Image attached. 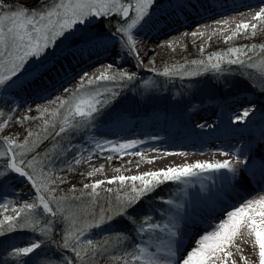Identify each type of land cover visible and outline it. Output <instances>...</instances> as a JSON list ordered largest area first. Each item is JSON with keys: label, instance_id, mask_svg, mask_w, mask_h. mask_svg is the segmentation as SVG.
<instances>
[{"label": "snow or ice", "instance_id": "6c2138e0", "mask_svg": "<svg viewBox=\"0 0 264 264\" xmlns=\"http://www.w3.org/2000/svg\"><path fill=\"white\" fill-rule=\"evenodd\" d=\"M158 3L159 0H38V7L29 8L20 0H12V2L0 0V86H5L9 81L12 84H8V86H13L16 83L13 78L20 79L18 74L24 75L26 73L32 77V80H39L49 71L44 67L43 61L48 56L55 57L54 50L65 41H68L70 46L103 42L106 37L99 32L92 31L95 27L92 25L93 20L107 18L111 22V19L116 17L118 25L116 33L127 38V47L130 52L133 51L135 46L133 30L151 20V13ZM121 18L123 22H121ZM256 19L264 23V8L256 14ZM238 27L248 29L247 24ZM255 29L256 26L253 25L252 35H255ZM255 47L256 45H252L250 49H255ZM259 47L264 51V44L259 45ZM246 54L245 48H229L226 53L211 54L208 61L211 63L215 59L216 62L211 63V68L220 72V61L224 60L226 56L235 55L236 57L227 60L229 65H244L246 61L240 59V56ZM250 59L251 57H249ZM32 60L38 62V67L29 71L27 65ZM191 63L203 65L205 61L193 60ZM261 65H264V61H261ZM247 66L250 68L259 67L261 79H264V67L253 63H249ZM179 71V69L165 68L161 74L167 77L175 75ZM186 74L188 76L198 75L195 72ZM117 77L121 80H133L135 78L134 74L129 75L120 71L111 76L101 75L96 80H89L88 85L96 84L99 81H115ZM27 82L30 81L25 83ZM83 88L82 83L81 88L72 95L70 100L59 101L60 107L70 105L67 115L63 118L65 125L69 124L70 117L90 120L94 114L100 112L109 103L108 98L101 99L105 92L110 91L109 89H105L104 92L97 90L87 96H81L79 92ZM115 95L117 94L113 92L112 96ZM43 111H47V109H42ZM251 111L253 109H244L242 114L234 118V122H243ZM57 114L56 112L52 113L54 116ZM47 123L48 121H45L46 125ZM4 127V124H0V130ZM65 131L66 128L61 126L56 135L59 136ZM34 135L39 136L38 133L29 131L23 143H17L15 139L7 136L3 137L7 147L0 150V157L7 159L0 165V185L13 179V174H16L30 182L35 191V196L33 202H26L19 208L9 209L10 202H0V217H2L0 218V236L17 230L31 229L33 233L39 232L48 241H52L51 234L54 226L57 223H62L61 240L55 241V243L57 247L70 250L74 254L73 258H63L64 264H100V257L108 251L105 245H110L112 238L99 243L86 238L85 233L109 225V222L118 217H124L129 222L134 223L135 217L131 214L130 209H134L142 198L153 193L160 185L169 181L182 182L184 177L197 175L196 170L199 172L226 170L233 176L237 172L229 160L197 161L194 164L162 168L140 175H119L107 181L86 183L80 190L81 195L73 199L81 200L85 195L84 189H90L87 196L91 198V204L95 205L100 197L98 189L105 183L109 185L118 184L120 188H123L126 182H130L128 190L124 191L123 195L120 191L116 192L115 204L112 203L111 198H107V205L100 206V211L97 214L87 206L66 203L67 197L54 195L56 188L49 187V185H58V182L64 183V179L53 177L52 170L50 168L45 169L44 160H48L49 164L52 162V156L49 152H45L42 158H39L41 154L37 153L30 159H25L26 154L33 152L37 146L35 141L30 146L29 138ZM138 143L140 141L135 140L121 143L119 148H114L113 151L122 152L125 149L134 148ZM96 147L101 148L102 145L97 143ZM15 149H19V151ZM131 154L134 156L141 155L139 152ZM174 154L184 155V153H169V155ZM107 159L111 160L112 157L109 156ZM83 160V157L74 158V164L79 165ZM68 170H72L71 165H69ZM96 171H103V166ZM87 175L90 177L93 172H88ZM70 191L75 192L76 189L73 188ZM105 191L113 193L114 190L109 187ZM167 203L171 205L173 201L168 200ZM9 211L11 214H5ZM41 217H45L43 226H41ZM89 217L91 218L89 219ZM151 221L152 218L147 217L144 222L147 226L141 224L137 231L139 233H155L159 230V232L166 234L168 239L162 246L157 244L155 251H149L148 247L137 243L132 251L125 250L122 254H112L104 258L111 264H216V261L221 258V254L225 257L232 255L231 252L227 251V248L234 243L242 229H247V234L255 238V245L259 249L260 264H264V196L259 199L248 200L232 211L226 212L225 218L215 225L212 231L205 232L195 240L194 246L191 247V250L186 251V254L178 252L177 231L175 230L177 226L175 223L170 221L158 224ZM127 239L126 235L117 234L114 241L116 245H122ZM44 244L45 240L38 239L30 242L28 246L15 247L11 254L16 257L27 258L35 254Z\"/></svg>", "mask_w": 264, "mask_h": 264}, {"label": "rangeland", "instance_id": "374dc122", "mask_svg": "<svg viewBox=\"0 0 264 264\" xmlns=\"http://www.w3.org/2000/svg\"><path fill=\"white\" fill-rule=\"evenodd\" d=\"M165 1L167 0H159L156 8L160 7ZM26 6L33 8L38 7L39 5ZM154 11H152V13ZM130 15L132 14L130 13ZM103 20H93L92 25L95 27H93L92 31L101 33L106 38H109L110 41H115V43H117V45L120 46L124 52V56L118 57L117 60L110 61V64L103 65V67L99 66V68L96 69V71L94 70L91 75H87L82 80H79L82 75L80 72L83 68H81V70L75 74L76 80L71 81L67 85H63L62 82V85H60L61 83L57 84L54 87L56 90H54V92L53 90L49 91V94L43 92L39 93L38 97H34V93L29 91V93H31L30 95H33V98L31 99L24 97L21 94H5L4 90L8 88V84H10L11 81H9L5 86H0V107L5 108L6 104L11 103L13 111H19V114L24 115V119L35 120L40 119L42 116H50L53 118V120L61 119L63 122V118L65 115H67L68 107H70V105L60 107L59 101L70 100L72 95L81 88L82 83L84 88L79 92V95L81 96H87L96 92L97 90L104 92L105 89H109L112 91L116 85H123L125 87L128 85L127 95L125 96L128 103L126 106H129V109L135 108L136 110H147L148 114H153L159 117L158 121H155V124L151 126L152 130H150V132H145L143 127L144 123H142V127L140 126L139 128L137 127L129 130V134L132 135H126V132L119 135V133H113V131L111 132L108 130L107 127L111 125H114V128H118L122 124H125L126 120H118L108 125L107 123L110 121V116L101 117L99 112L94 114L93 118L90 120H85V118L81 117H70L69 124L65 126L66 131L61 133L59 136L56 134L53 135L54 143L49 145L47 149H42L40 151H37V148L41 142H44L47 137L51 135V128L47 129L46 127V131L44 128H42V130L41 128H38L37 130L35 128L33 130V133H38L39 136L37 137L34 135L33 137L29 138L30 146L33 141L36 142L37 146L33 152L27 153L25 158L30 159L37 153L41 154L39 158H42L45 152H49L52 156V162L55 163L49 164L48 160H44L45 169L47 170L50 168L52 170L53 177H61L64 179V183L58 182V185H49V187L56 188L54 195L57 197H67L68 199L66 200V203L87 206L90 210L95 211L97 214L100 211V206H103V201H101L103 197L111 198L112 203L115 204L116 192L120 191L121 195H123V192L128 190L130 182H126L123 188H120L118 184L109 185L105 183L101 186V188L98 189L100 192V197L98 198L95 205L91 204V198L87 196V192H89L90 189H84L85 195L81 198V200L77 201L73 199L74 197L81 195L80 190L83 189L84 184H91L95 183L96 181H107L113 177L121 175L122 172H131L138 166L147 164L148 162H141L139 157H134V155L131 154L133 152H139L141 154V152L146 150L143 149V146L147 144L166 141L170 136L173 138L177 137V135L180 136L184 134L190 136L197 135V133L193 134V132H190L191 127L188 124L186 125L189 127L181 128L180 126L183 118L187 119V114L190 113L189 109L196 106L194 104L190 105L192 103L189 102L191 100L190 97L197 96L200 99H205L212 96L213 94L219 93V90H224L226 92L240 88L244 89V87L250 86V83L247 82L246 79L241 78V71L236 69L229 70L233 66L229 65L227 60L230 58H236L235 55L226 56L224 60L220 61L222 69L220 72H218V74H220V78L217 84L211 83L208 80L197 81V76L204 71L210 70L208 67H211V63L216 62L215 59H213L211 63L208 61V57L211 54H223L226 53L229 48H245L247 54L241 55L240 59L246 61L245 68L247 72H250L251 77L253 78L252 80H254V82L256 81L255 83L258 85L257 87H254V90H258L263 94L258 95L252 91V93L248 95L252 96L254 99L256 98V101L257 99H259V102L264 101V79H261L260 68H250L247 66L249 63H253L259 65L260 67H264V65H261V61H264V51H262L259 47V45L264 44V23L255 17L250 22H248L249 29L245 30L244 28L239 27L237 30H234L232 34L231 32L228 33L216 28L215 31L211 33L206 31V33L199 37V39H196V37L193 36L182 37L175 44L167 42L165 43V39L159 37L156 38L157 41L154 44V48H152L150 51H147V53H144L142 50L137 48V45H140L139 43L135 44L134 50L130 52L127 47V39L122 34H118L109 30L103 31L100 29V24ZM111 20L117 27L118 25L116 23V17H113ZM121 22H123L122 18ZM253 25L256 26L255 35H252ZM133 31H135V29ZM257 38L260 39L257 40ZM218 40H222L223 42H219ZM246 40H249V42ZM89 45L90 44H80L79 46H86L88 48ZM252 45H256L255 49H250V46ZM76 46H70L69 42L65 41L54 50L55 57L60 55L59 52L66 51L68 49L75 51ZM167 53H170V60L165 63L164 61H167L165 58L161 65L160 62H158V57ZM55 57L48 56L47 59L43 61L44 64L49 63ZM249 57H251L250 60ZM193 60H204L205 63L203 65L192 64L191 61ZM37 65L38 62L36 60H32L27 65V68L29 71H32L38 67ZM109 65H111V67H109ZM165 68L179 69L180 71L175 75L166 77L161 74ZM211 70L213 69L211 68ZM120 71H123L129 75L134 74V76L136 78L138 77L137 79H139L138 83L135 85L136 78L133 80H121L119 77H117L115 81H99L96 84L88 85L89 80H96V78L100 77L101 75L111 76ZM188 72H195L198 73V75L188 76L186 74ZM79 73L80 75L78 76ZM20 75L21 74H18V76ZM13 79H15V77ZM254 85H251L250 87H253ZM44 95L46 96L44 97ZM262 104H264V102ZM37 109L38 111H36ZM42 109H47V111L42 112ZM165 110L171 111L169 112L170 116L166 114ZM54 112L58 114L55 116L52 115ZM0 113H2V115H0V124L5 125V127L0 130V150H4L7 147L3 141V137L5 136L15 139L17 143H23L27 134L24 135L23 132H21L23 131V128L18 121L19 118L17 115L10 114V116H7V114H4L1 112V110ZM252 113L253 112L251 111L245 121H247L250 116L252 119L254 118ZM259 113L260 115L261 113L262 115L264 114L263 111H259ZM165 116L168 119L178 118L177 120L175 119L172 121V123L169 122L164 124L163 122V125H170V129H165L164 126L160 128L162 124L161 120L164 119ZM9 120L13 121V123H11ZM224 122H226L225 125L228 124L232 126L231 120H226ZM208 123L209 128H215L218 127L221 122L215 124V122L210 121ZM247 123L249 122L247 121ZM159 129L161 132L163 131L164 134H162L163 132L160 133ZM173 129H176L175 133L171 132ZM105 130L106 132L111 133H106ZM75 138H82V141L80 143L74 144L73 139ZM133 140L140 141V143H138L134 148L125 149L122 152L113 151L114 148H119L121 143ZM97 143H100L102 147L97 148ZM54 145L55 148H53ZM72 148H74V150L71 153H68L69 158L61 161H65V165H59L61 162H56L58 161L59 155H61V158L62 156L66 157L67 154L65 152L68 150L70 151ZM15 150L19 151V149ZM109 156L112 157L111 160L107 159ZM78 157H83L84 160L81 164L76 165L74 164V158ZM88 157H91V159H88ZM1 158L7 159L6 157H0V159ZM69 165L72 167L71 171L68 170ZM101 166H103V171H96V169H100ZM88 172H93V175L89 177L87 175ZM13 175L14 178L6 181L0 189V202H10L9 209L19 208L26 202L31 203L33 202L35 196V191L26 178L19 177L16 174ZM192 178H196L197 180L199 176L194 175V177L190 176L187 179L186 177L182 178L181 187H174L168 185V183H164L163 185H160L153 193L142 198L134 209H130L131 214L135 217L134 223L129 222V220L125 219L124 217L116 218V220L114 219L113 221L109 222V225L86 232V238L92 239L93 241L99 243H102L106 239L112 238V243H110V245H105L108 251L100 257L102 259L100 260V264H111L110 261H107L104 258L105 256H110L112 254H122L125 250H134L127 249L129 245L127 242L128 239L124 241L122 245L115 244V236L124 230L131 232L134 235L136 234L135 245L139 243L142 246L148 247L149 251H155L157 244L162 246L163 243L168 239L166 234L159 232V230H157L155 233H139L137 229L141 224H144L145 227L147 226L144 222L149 216L152 218L151 222L154 223L164 224L170 222L168 219L170 217L168 216L177 213L181 201L184 198L192 196V189L196 186V180H191ZM137 184H139V182H137ZM109 187L114 190L113 193H107L105 191V189ZM73 188L76 189L75 192L70 191V189ZM161 196H167L166 200L161 198ZM255 199H259V197L257 198L256 196H252L251 200ZM168 200L173 201V203L171 205L168 204ZM53 207H55V205H53ZM232 210L233 209L230 211ZM226 212L222 214V219L225 218ZM5 214H11V212L9 211ZM160 216H164V218L159 219ZM90 218L91 217H89V219ZM44 219L45 217H41V226H43ZM62 228V223H57L54 226L53 232L51 234L52 241H48V239L43 237L39 232L33 233L31 229L17 230L15 232L5 234L4 237L0 236L4 238L3 244L0 245V262H2V264H25V261L26 264H64L63 258H73L74 254L70 250H63L57 247V244L55 243V241L61 240ZM245 230L246 229L241 230V233L235 238L234 243L237 242V239H240V236H242ZM204 232L205 231H202L199 233V235L191 238L192 240L190 248L186 251L191 250V247L194 246V241L204 234ZM38 239L45 240V244L30 257H16L11 254L15 247L28 246L29 241L33 242ZM182 254H186V252ZM224 257L225 256L221 254V258L216 261V264H220L224 260Z\"/></svg>", "mask_w": 264, "mask_h": 264}, {"label": "bare ground", "instance_id": "6f19581e", "mask_svg": "<svg viewBox=\"0 0 264 264\" xmlns=\"http://www.w3.org/2000/svg\"><path fill=\"white\" fill-rule=\"evenodd\" d=\"M203 1H165L151 14V20L154 16L166 10L172 13L170 25L168 28L157 25L151 26L148 22L135 29L133 38L135 44H140L137 45V48L147 53V51L154 48L158 36H162L165 39V43L175 44L182 37L193 36L199 39L206 31L211 33L216 28L232 34L234 30L239 28V25H248V22L254 17L256 18V14L260 12L257 9L258 7L251 5L252 0H244L241 3L243 5L242 8L236 9L234 14L228 12V9L233 7L230 2L222 6L218 3L213 9H210L209 6L208 9H205L201 7ZM220 11L222 12L218 13ZM184 12H193L192 15L195 22L191 26L187 25L189 31L182 35L179 25L184 22V19H182ZM90 46L91 52L87 58L85 51L81 49L66 52L63 56H57L49 64L44 65L49 71L39 80H32L31 76L26 75L30 82L16 88H6L4 90L5 94H21L31 99L33 95H30L29 91L39 96V93L54 90L58 79V83L69 84L74 78L73 76L85 64L90 63L89 72L93 73V70L96 71L99 66L103 67V64H109L108 61L104 63L103 59L111 58L112 60H117L118 57L124 56L120 46L115 41H110L107 38L103 42H96L90 44ZM251 88L246 86L244 89L240 88L223 92L224 100L216 101L217 99H211V101H206V103L204 102L189 109L190 113L187 114V119H185L190 120L192 118L195 120L196 129L199 131L197 135H177V137L173 138L170 136L166 141L147 144L143 146V149L146 150L141 152V157H137L140 158L141 162L148 163L138 166L131 172L121 173L124 176L140 175L144 172L158 171L162 168L194 164L197 161L215 162L223 160H229L237 169L235 176L226 170H221V172H199V170H196L199 178L197 180L196 178L191 179L196 180V186L192 189V196L184 198L177 213L168 216L170 217L168 218L169 221L177 226L175 230L177 231V247L180 254L185 253L190 248L191 238L199 235L202 231H212L215 225L223 218L221 217L222 215L220 216L215 211L218 204L225 202L231 204L242 196L243 198L240 199L239 203L229 205L232 209H235L242 203L251 200L252 196L257 198L264 196V121L259 120L258 116L259 111H264L262 104L264 101L259 102V99L256 101V98L249 96L248 93ZM244 109H253L252 112L255 113L254 117L258 122L257 125L237 128L227 124L223 128H209L208 122L212 121L215 113L219 112L223 115L224 110L228 111V115L233 117L232 122L234 123V118L242 114ZM158 118L152 114L151 126L155 124V121H158ZM140 125L139 122L130 124L126 122V124H122L118 128H114V125L107 128L113 133H119L120 135L126 132L127 135L130 133L129 130ZM145 132L150 131L145 128ZM162 132L160 131V133ZM171 132L173 133V131ZM169 153H184V155H169ZM189 177H186V179ZM166 183L174 187H181L182 185L180 181H169ZM163 218L164 216L159 217V219ZM254 240L253 236L247 234L246 229L240 239H237L236 243L227 248V251L231 252L232 255L224 257L220 264H260L259 249L255 245Z\"/></svg>", "mask_w": 264, "mask_h": 264}, {"label": "trees", "instance_id": "16d2710c", "mask_svg": "<svg viewBox=\"0 0 264 264\" xmlns=\"http://www.w3.org/2000/svg\"><path fill=\"white\" fill-rule=\"evenodd\" d=\"M10 1H12V0H9V2ZM20 2L23 3V4H25V5H29V6L38 5V0H20ZM110 23H111V26H110ZM100 29L103 30V31L109 30V31H112V32H116V26L114 25V23L112 22V20L110 22L109 19L108 20L107 19H104L101 22ZM260 38H257V40H259ZM218 41L219 42H223L222 40H218ZM246 41L249 42V40H246ZM253 43H255V42H253ZM186 48H188V47H186ZM185 50H187V49H185ZM169 54L170 53H167V54H164L163 56L158 57V62H160V64L162 65V61H164L165 58H166L167 61H164V62L165 63L168 62L170 60V58H169L170 55ZM182 61H185V60H182ZM231 66H233V67L230 68L229 70L236 69L238 71H241L240 72V74L242 73L241 74L242 75L241 78L246 79V81L249 82L250 85H254L255 84L254 87H257L258 86L255 83L256 81L254 82V80H252L253 78L251 77L250 72H247V70L245 68L246 67L245 64L244 65L237 64V65H231ZM225 67H226V65H225ZM208 68L210 70L204 71V72L200 73L197 76V81L208 80L211 83H216L217 84V82H218V80L220 78V74H218V72H216L214 70H211V67H208ZM221 69H222V66H221ZM137 78L135 79V85L139 81V79H137ZM127 86L125 87L123 85H118V86L116 85V87L113 88L112 91H108V92H105L104 93V97H101V99L108 98L109 103L99 112L101 114L100 115L101 117H108V116H110L109 118H112L113 116H119V115L124 114V113H131V114L139 113L140 114V113H146V112H148L147 110H138V109L136 110L135 108H131V106H130L131 109H129V106H126L128 104L127 101H126V97H125L127 95V90H128V87ZM113 92L117 94L114 97L112 96V93ZM190 98L192 100V99L197 98V96L196 97L193 96V97H190ZM0 110L4 114H7V116H10V114L17 115V117L19 118L18 121L21 124V127L23 128V131H21V132H23L24 135L27 134L28 131H32L33 132V130L35 128H36V130L38 128L39 129L41 128V130H42V128L46 129V127H47V129L48 128H51V130H50L51 131V135H49L44 142H41L39 144V147L37 148V151H40L42 149H47V147L49 145H52L54 143V141H53L54 136L53 135H55L59 131V128L61 126H64V127L66 126L62 122L61 119L53 120V118H51L50 116H45V117L42 116V117H40V119H35V120L34 119H24V115L19 114V111H17V112H14L13 111V107H12L11 103L6 104L5 108L0 107ZM36 111H38V109ZM45 121H48L47 125L45 124ZM10 122L13 123V121H10ZM70 122H71V119H70ZM73 140H74L73 141L74 144L75 143H80L82 141V138H78V139L75 138ZM66 148H67V146H66ZM73 150H74V148L70 149V151L69 150L66 151L65 152L67 154L66 157L62 156V158H61V155H59L58 161H56V162L57 163H60L62 160L69 158L68 153H71ZM5 160L6 159H2L1 158L0 159V165H2L5 162ZM64 162H61L59 165H65ZM53 163H55V162H52L51 164H53ZM1 187H2V185H0V189H1ZM161 198H163V196H161ZM101 201H103V206H106L107 205V198L103 197V199ZM118 218H123V217H118ZM115 220H116V218H115ZM119 233L120 234H123V235H126L128 237V241L127 242L129 243V245H128L127 249H134L135 248V241H136V237H135L136 234L134 235L133 233L127 232L126 230H124L122 232H119ZM1 244H2V241L0 242V245ZM100 260H102V259L100 258Z\"/></svg>", "mask_w": 264, "mask_h": 264}]
</instances>
